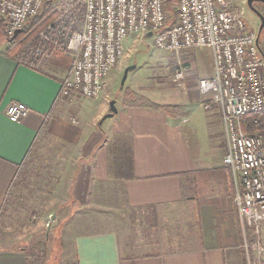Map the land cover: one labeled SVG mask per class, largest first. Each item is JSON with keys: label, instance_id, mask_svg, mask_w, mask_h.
Masks as SVG:
<instances>
[{"label": "crops", "instance_id": "obj_1", "mask_svg": "<svg viewBox=\"0 0 264 264\" xmlns=\"http://www.w3.org/2000/svg\"><path fill=\"white\" fill-rule=\"evenodd\" d=\"M4 49L0 213L19 175L29 172L34 161L45 160L46 153L70 168L62 173L69 184L67 225L75 233L70 251L78 264H240L241 240L232 177L223 163L220 114L197 87L199 79L212 76L213 65L196 80L188 70V89L175 91L168 104L124 103L108 117V126L111 138L121 133L126 143L109 148L104 132L81 122L80 108L71 114L69 105L77 99L70 103L59 98L67 70L49 63L34 69L4 54ZM13 102L29 108L18 122L6 115ZM92 205L105 208L103 229L96 227ZM134 216L140 217L133 219L139 223L144 220L146 237L140 228H125ZM0 264H26L25 253L1 249Z\"/></svg>", "mask_w": 264, "mask_h": 264}, {"label": "built area", "instance_id": "obj_2", "mask_svg": "<svg viewBox=\"0 0 264 264\" xmlns=\"http://www.w3.org/2000/svg\"><path fill=\"white\" fill-rule=\"evenodd\" d=\"M47 4L52 19L25 42L17 59L41 69L56 55L70 57L59 93L66 102L99 97L134 36L151 33L156 48L173 53L210 50L213 74L199 79L197 87L219 110L223 163L232 177L243 250L249 264H264V138L243 130L248 115L264 110V44L257 42V30L230 9L228 0H0L7 37L23 31ZM184 78L185 68L179 65L172 81L181 85ZM28 113L21 102L6 108L12 122Z\"/></svg>", "mask_w": 264, "mask_h": 264}, {"label": "rangeland", "instance_id": "obj_3", "mask_svg": "<svg viewBox=\"0 0 264 264\" xmlns=\"http://www.w3.org/2000/svg\"><path fill=\"white\" fill-rule=\"evenodd\" d=\"M228 1L231 10L242 13L248 27L258 30L260 20L244 0ZM254 6L262 15L264 14V5L254 4ZM29 24L27 23L28 26ZM27 25L25 28L28 27ZM260 43L264 44L263 35ZM6 45L4 28L0 27V50ZM130 65H134V68L130 69L124 78V70ZM179 65L185 68V78L181 85L172 81L174 69ZM212 65V55L208 48H194L173 53L156 48L151 37L134 36L126 43L124 57L105 79L100 96L89 99L87 103L84 101L85 98L77 99L75 105H69L73 109L71 114L75 113L76 107L80 108L84 114L80 116L81 122L87 123V128L94 129L96 133L104 132L106 134L104 142L109 148L126 143L121 133L111 138L113 134L110 135L108 125L112 118H107L103 124H98L103 115L108 113L111 100L115 101L116 109L121 108L124 103L154 104L160 101L168 104L174 100L175 91L188 89V70L196 80L206 75ZM262 112L264 113V110ZM255 134H260L264 138V130ZM44 158L45 160L34 161L32 169L29 172L24 171L20 180L15 182L16 185L8 193L0 213V250H23L26 264H69L73 261L70 243L75 233L71 231L72 226L67 225V218L70 215L66 192L69 184L66 175L62 172L70 171V168L65 170L54 156L48 157L45 153ZM91 209L97 213L96 227L103 229L105 208L101 205H92ZM52 215L54 219H51ZM133 219L140 217H129L126 221L128 223L126 229L138 231L140 228L142 235L149 233L145 231L144 220L141 221L143 223H139ZM85 220L88 221L90 218L86 216ZM134 223L138 225L134 227ZM237 233L241 240L238 223ZM262 242L264 244L263 238ZM238 249L240 264H249L242 247V240Z\"/></svg>", "mask_w": 264, "mask_h": 264}, {"label": "trees", "instance_id": "obj_4", "mask_svg": "<svg viewBox=\"0 0 264 264\" xmlns=\"http://www.w3.org/2000/svg\"><path fill=\"white\" fill-rule=\"evenodd\" d=\"M255 4H261V3H255ZM52 10L53 8L50 4L45 5L39 15H37L33 20L31 19L28 21V24L31 23L29 24V26L26 24L28 27L26 28L24 27L23 31L20 34H18V36L13 41H7V45L3 53L17 59L18 54L23 51L22 47L24 46L27 39L34 37L37 34V32L52 19L53 16ZM6 23H7L6 20L2 16H0V27L4 28V36L8 40V38L10 37H7L5 33ZM262 35L264 36V31L261 32V35L259 37V42L260 39L262 38ZM48 63L68 71L71 65V59L66 55L60 54L52 57L48 61ZM254 119H256V122H253ZM243 130L247 134H255L260 131H263L264 113L259 112L254 115H248L244 120ZM128 159L130 161L131 158L128 157ZM20 178L21 176L19 175L18 179L20 180ZM18 179L16 181H18ZM15 185L16 184L14 182L12 187H14ZM69 264H78L77 258L73 257V261L70 262Z\"/></svg>", "mask_w": 264, "mask_h": 264}, {"label": "water", "instance_id": "obj_5", "mask_svg": "<svg viewBox=\"0 0 264 264\" xmlns=\"http://www.w3.org/2000/svg\"><path fill=\"white\" fill-rule=\"evenodd\" d=\"M246 2V5L249 7V9L259 18L260 20V25L258 27V30H257V42L259 41V37L261 35V32H262V29L264 27V16L262 15V13L254 6L255 3H261V4H264V0H244ZM22 32L21 29H17L15 30V32L13 33V35L8 38L7 41H13L17 36L18 34H20ZM147 37H150L151 36V33H147L146 35ZM134 68V65H130L128 67H126V69L124 70V75L123 77L125 78L126 75H127V72L130 70V69H133ZM123 82V81H122ZM117 112V109L115 107V101L114 100H111L109 102V111L108 113H106L105 115H103V117L99 120L98 124H101L106 118L108 117H112L115 113ZM51 219H54V216L52 215Z\"/></svg>", "mask_w": 264, "mask_h": 264}]
</instances>
